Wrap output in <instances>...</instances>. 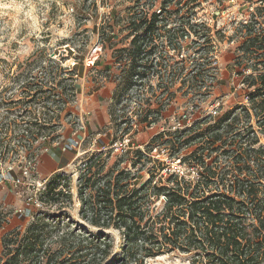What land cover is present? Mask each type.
I'll return each mask as SVG.
<instances>
[{
    "label": "rangeland",
    "instance_id": "374dc122",
    "mask_svg": "<svg viewBox=\"0 0 264 264\" xmlns=\"http://www.w3.org/2000/svg\"><path fill=\"white\" fill-rule=\"evenodd\" d=\"M132 1L0 0V134L4 135L5 128L20 134L23 128L34 124L41 127L57 125L54 135L60 134L54 144L44 145L38 150L33 171L24 167L20 170L22 165L14 159L1 164L0 208L1 212L8 214V219L0 228V243L2 237L13 230L23 232L31 222L32 214H65L73 221L74 229L84 227L95 236L104 233L114 241L117 250L121 244L117 231L89 227L78 215L75 186L79 167L82 166L81 161H86L100 144L105 146V151L114 141L116 150L107 162L109 167L118 157L120 145L124 147L122 149L144 148L158 131L181 132L197 121L202 123L201 126L203 122L207 126L213 125L215 120L230 112L231 118L237 119L239 131L244 133L251 125L260 138L256 147L264 146V138L247 98L249 91L255 89L248 90L244 82L246 77L257 78L264 73L263 64H257L264 60V46L261 44L264 40V11L256 18L259 15L255 10L264 8L261 3L257 0H166L171 6L158 18L162 25L158 42L164 46L169 37L178 40L183 34V41L187 44H182L190 49H184L179 56L177 51L169 50L163 61L153 59V64L160 61L161 67L149 70L141 84L138 82L124 93L121 83L125 81L129 64L124 63L120 51L129 48V41L140 34L126 29V23L133 14L126 9L135 5ZM157 1L161 3L164 0ZM176 2L179 3V11L173 8ZM187 23L194 25L196 34L186 32V28L185 33L181 31L180 26H187ZM110 27H113L111 32ZM252 38L258 40L253 47L250 46ZM198 46L208 52L206 59L209 62L201 73L193 71V65L202 64L204 59L195 60L193 64V60L188 58ZM56 57H67L62 66L75 69L78 74L74 96L65 95L61 90L47 91L54 84L48 82L50 76L44 70L48 59ZM182 57H187V60L181 66L177 62ZM181 67L185 71L180 72ZM195 75L197 80H204L201 89L192 86L190 78ZM28 85L42 87L40 100L34 105L31 98L37 92L32 90L27 94L25 87ZM116 90L118 104L115 113L118 120L109 116L115 103L112 95ZM48 94L51 96L45 101ZM263 94L264 91L259 92L256 101ZM62 102L66 107L59 110L57 107H61ZM147 109L153 114L149 115L146 123L155 121V125L138 123ZM159 110L160 117L156 115ZM185 120L187 122L183 125ZM193 135L183 134L181 142ZM192 145L195 144L183 146L178 158L189 154L195 148ZM52 146L59 147L63 155L58 161L50 156L49 148ZM220 153L213 152L207 162L211 164ZM152 154L158 157L156 150ZM223 159L219 156V167L224 166ZM25 160L19 161L25 166ZM171 165L181 172L188 168L179 164L178 159L170 162ZM251 169L254 171L255 167ZM201 170L195 168V172ZM56 173H64L71 180L73 202L70 206L49 207L37 201L38 190H43L47 180ZM15 179L20 183L12 181ZM29 198L36 200L37 205L28 201ZM63 221L67 220L64 218ZM147 264L189 263L186 256L173 253L149 259Z\"/></svg>",
    "mask_w": 264,
    "mask_h": 264
},
{
    "label": "trees",
    "instance_id": "16d2710c",
    "mask_svg": "<svg viewBox=\"0 0 264 264\" xmlns=\"http://www.w3.org/2000/svg\"><path fill=\"white\" fill-rule=\"evenodd\" d=\"M133 1L135 5L126 9L129 14L133 11L126 29L140 34L129 41V48L120 51L124 63L129 64L125 81L121 83L124 93L138 82L141 84L149 70L161 67L160 61L153 64V59L163 61L169 50L177 51L179 56L187 48L183 34L178 40L169 37L164 46L158 42L162 26L158 18L171 4L166 0L161 3L157 0ZM157 5L159 7L155 9ZM174 7L179 11L178 2L173 4ZM255 10L258 18L264 8ZM180 27L184 33L196 34L194 25L187 23ZM112 30L110 27L109 32ZM257 42V38H252L250 46ZM261 44L264 46V40ZM191 54L188 58L193 64L195 60L204 59L202 64H192L193 71L203 72L204 65L209 62L206 59L208 52L198 46ZM186 58L182 57L177 63L182 66ZM48 60L44 72L50 76L48 82L54 84L47 89L48 93L61 90L65 95L74 96L78 74L75 69L62 66L67 57ZM257 64H263L264 70L263 59ZM183 71L185 69L181 67L180 72ZM195 79L196 75L190 78L192 86L201 89L204 80ZM244 82L248 90L255 89L249 91L247 98L264 138V94L256 101L257 94L264 91V73L257 78L246 77ZM25 88L27 94L32 90L37 92L31 98L34 105L40 100L42 87L28 85ZM115 92L117 90L112 95L115 103L109 116L118 120ZM48 96L45 101L51 95ZM62 106L57 108H65V102ZM160 112H156L159 117ZM150 114L153 111L147 109L138 123H146ZM215 121L208 126L205 122L201 126L202 123L197 121L181 132L158 131L144 148L123 149L109 167L107 162L113 154L114 141L105 151V146L98 144L96 152L81 161L75 186L80 220L98 230L117 231L121 239L117 250L114 241L104 233L95 236L84 227L74 229L73 221L65 214L35 213L23 232L13 230L2 237L0 264H147L149 259L173 253L186 256L189 264H264V146L256 147L260 138L251 125L241 133L237 119L231 118L230 112ZM184 122L187 120L183 125ZM57 130V125L41 127L34 124L18 134L5 128L4 135L0 134V173L1 164L7 159L20 162V170L29 168L33 171L38 150L60 138L59 133L54 135ZM185 133L194 135L181 142ZM250 134L253 135L250 137ZM188 143L195 144L192 145L195 148L179 159L180 149ZM154 150L158 157L152 154ZM213 152H221L223 167L217 165L218 155L211 164L207 162ZM49 153L54 160L63 157L57 146L49 148ZM22 158L27 160L25 166L19 161ZM177 159L179 164L188 167L187 170L181 172L170 166V162ZM196 167L202 169L201 172H195ZM37 198L44 206H70L73 202L70 178L64 173L54 174L44 189L38 190ZM7 219L8 214L0 208V228Z\"/></svg>",
    "mask_w": 264,
    "mask_h": 264
},
{
    "label": "built area",
    "instance_id": "2783aa9c",
    "mask_svg": "<svg viewBox=\"0 0 264 264\" xmlns=\"http://www.w3.org/2000/svg\"><path fill=\"white\" fill-rule=\"evenodd\" d=\"M260 3H261V5L264 7V1H263V2H260ZM121 146H122V145H120V148H119V149H120V152H122V150H123L122 148H124V147H121ZM113 148H114V150H116V149H115V145L113 146ZM12 181L15 182V183H17V184L20 183V182L18 181V179H15V180H12ZM28 201H32V198H29ZM32 202L34 203V205H37V201H36V200H34V201H32Z\"/></svg>",
    "mask_w": 264,
    "mask_h": 264
},
{
    "label": "crops",
    "instance_id": "0c3cea01",
    "mask_svg": "<svg viewBox=\"0 0 264 264\" xmlns=\"http://www.w3.org/2000/svg\"><path fill=\"white\" fill-rule=\"evenodd\" d=\"M62 158V157H61ZM54 160V159H53ZM54 161H58V160H54Z\"/></svg>",
    "mask_w": 264,
    "mask_h": 264
}]
</instances>
